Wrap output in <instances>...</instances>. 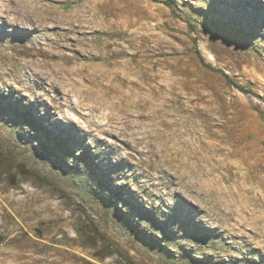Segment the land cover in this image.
Listing matches in <instances>:
<instances>
[{
	"label": "rangeland",
	"instance_id": "1",
	"mask_svg": "<svg viewBox=\"0 0 264 264\" xmlns=\"http://www.w3.org/2000/svg\"><path fill=\"white\" fill-rule=\"evenodd\" d=\"M260 1L0 24V264H264Z\"/></svg>",
	"mask_w": 264,
	"mask_h": 264
},
{
	"label": "bare ground",
	"instance_id": "2",
	"mask_svg": "<svg viewBox=\"0 0 264 264\" xmlns=\"http://www.w3.org/2000/svg\"><path fill=\"white\" fill-rule=\"evenodd\" d=\"M247 1L253 2L256 7L263 5L260 0H256L257 2H254L255 0ZM36 2L37 0H0V24L5 25L9 22L12 26L19 25L30 28L35 33H44L47 32V28H51L50 24L52 23V28L64 30V21L54 17L55 15L48 16L46 10H39Z\"/></svg>",
	"mask_w": 264,
	"mask_h": 264
},
{
	"label": "trees",
	"instance_id": "3",
	"mask_svg": "<svg viewBox=\"0 0 264 264\" xmlns=\"http://www.w3.org/2000/svg\"><path fill=\"white\" fill-rule=\"evenodd\" d=\"M263 121H264V118H263Z\"/></svg>",
	"mask_w": 264,
	"mask_h": 264
}]
</instances>
